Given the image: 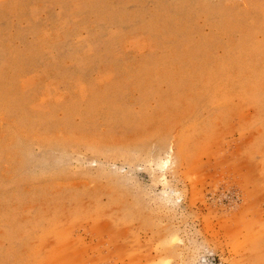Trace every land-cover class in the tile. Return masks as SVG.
<instances>
[{"label": "rangeland", "instance_id": "obj_1", "mask_svg": "<svg viewBox=\"0 0 264 264\" xmlns=\"http://www.w3.org/2000/svg\"><path fill=\"white\" fill-rule=\"evenodd\" d=\"M37 262L264 264V0H0V264Z\"/></svg>", "mask_w": 264, "mask_h": 264}, {"label": "bare ground", "instance_id": "obj_2", "mask_svg": "<svg viewBox=\"0 0 264 264\" xmlns=\"http://www.w3.org/2000/svg\"><path fill=\"white\" fill-rule=\"evenodd\" d=\"M45 144V143H44ZM47 145V144H46ZM52 221V220H51ZM52 225V224H51ZM54 226V225H53ZM46 230V229H45ZM48 230V229H47ZM41 233V232H40ZM43 233V232H42ZM40 235V234H39ZM37 253V252H36ZM36 263V262H35ZM37 264H38V262H37Z\"/></svg>", "mask_w": 264, "mask_h": 264}]
</instances>
